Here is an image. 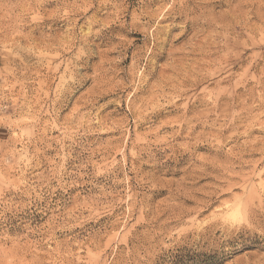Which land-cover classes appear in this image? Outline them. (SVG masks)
Segmentation results:
<instances>
[{"label": "rangeland", "instance_id": "1", "mask_svg": "<svg viewBox=\"0 0 264 264\" xmlns=\"http://www.w3.org/2000/svg\"><path fill=\"white\" fill-rule=\"evenodd\" d=\"M0 264H264V0H0Z\"/></svg>", "mask_w": 264, "mask_h": 264}]
</instances>
